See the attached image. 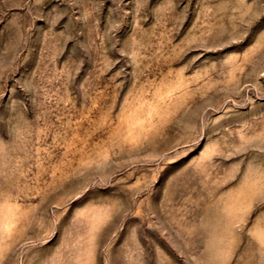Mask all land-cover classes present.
<instances>
[{
  "label": "rangeland",
  "instance_id": "1",
  "mask_svg": "<svg viewBox=\"0 0 264 264\" xmlns=\"http://www.w3.org/2000/svg\"><path fill=\"white\" fill-rule=\"evenodd\" d=\"M0 264H264V0H0Z\"/></svg>",
  "mask_w": 264,
  "mask_h": 264
}]
</instances>
